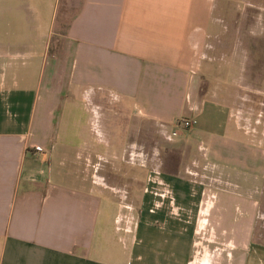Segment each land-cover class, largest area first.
<instances>
[{"label":"crops","instance_id":"0c3cea01","mask_svg":"<svg viewBox=\"0 0 264 264\" xmlns=\"http://www.w3.org/2000/svg\"><path fill=\"white\" fill-rule=\"evenodd\" d=\"M58 2L0 0V264H264V0Z\"/></svg>","mask_w":264,"mask_h":264},{"label":"rangeland","instance_id":"374dc122","mask_svg":"<svg viewBox=\"0 0 264 264\" xmlns=\"http://www.w3.org/2000/svg\"><path fill=\"white\" fill-rule=\"evenodd\" d=\"M76 0H59L58 4L55 8V19H54V26H53V37L54 39L60 35L64 31L65 24L70 17V15L74 12L76 8L75 4ZM259 108L264 109V96L260 99ZM257 102V103H259ZM257 106V105H256ZM257 208L259 210V214L261 215L260 220L264 222V196L257 200ZM263 227V226H262ZM256 231L258 236L264 238V227L260 230L258 229V225L256 224ZM255 238V237H254Z\"/></svg>","mask_w":264,"mask_h":264},{"label":"built area","instance_id":"2783aa9c","mask_svg":"<svg viewBox=\"0 0 264 264\" xmlns=\"http://www.w3.org/2000/svg\"><path fill=\"white\" fill-rule=\"evenodd\" d=\"M193 120L188 119H181L178 123L179 128L177 130L172 131L171 135H176L180 130H185L189 128L193 124ZM35 150H39V147H34Z\"/></svg>","mask_w":264,"mask_h":264}]
</instances>
